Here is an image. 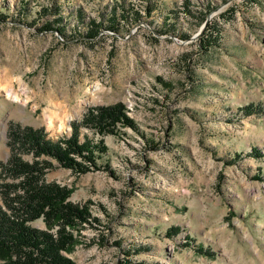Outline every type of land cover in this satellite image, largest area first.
Returning <instances> with one entry per match:
<instances>
[{"label": "rangeland", "instance_id": "374dc122", "mask_svg": "<svg viewBox=\"0 0 264 264\" xmlns=\"http://www.w3.org/2000/svg\"><path fill=\"white\" fill-rule=\"evenodd\" d=\"M118 102L138 131L104 137L97 163L109 168L75 174L52 161L45 176L98 219L69 257L264 264V112H238L264 107V0H0V163L9 124L68 137L88 108Z\"/></svg>", "mask_w": 264, "mask_h": 264}, {"label": "trees", "instance_id": "16d2710c", "mask_svg": "<svg viewBox=\"0 0 264 264\" xmlns=\"http://www.w3.org/2000/svg\"><path fill=\"white\" fill-rule=\"evenodd\" d=\"M89 25L87 36H96L101 24L91 21ZM47 28L53 30L52 24ZM215 29V25L208 24L203 30V49L212 45L210 32ZM54 30L63 34V27ZM164 86L170 85L164 83ZM238 112L242 116L262 114L264 107L248 104ZM70 127L68 137L52 139L43 128L8 125L9 156L0 163V264H76L69 255L78 244L84 225L98 222L91 214L89 203L74 204L69 199L71 189L48 182L45 176L55 167L52 161L75 174L108 169V163L104 166L97 163L107 152L104 137L118 135L119 128L135 131L138 128L122 102L88 108L80 119L70 122ZM81 128L93 130L99 139L94 142L81 134ZM25 155L31 160H26ZM240 155L234 154L233 160ZM248 155L262 157L257 148H252ZM38 220L45 229L32 226ZM179 231L177 226L170 227L165 236L174 237ZM186 241L185 246H189L192 239L187 236ZM197 252L203 253V249L198 248ZM125 256H129L127 252Z\"/></svg>", "mask_w": 264, "mask_h": 264}]
</instances>
